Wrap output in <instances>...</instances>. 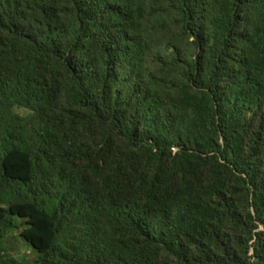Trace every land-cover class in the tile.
Listing matches in <instances>:
<instances>
[{
	"label": "trees",
	"instance_id": "trees-1",
	"mask_svg": "<svg viewBox=\"0 0 264 264\" xmlns=\"http://www.w3.org/2000/svg\"><path fill=\"white\" fill-rule=\"evenodd\" d=\"M0 264H264V0H0Z\"/></svg>",
	"mask_w": 264,
	"mask_h": 264
},
{
	"label": "rangeland",
	"instance_id": "rangeland-1",
	"mask_svg": "<svg viewBox=\"0 0 264 264\" xmlns=\"http://www.w3.org/2000/svg\"><path fill=\"white\" fill-rule=\"evenodd\" d=\"M11 242L10 246L15 250V255L18 258L32 257V249L22 240H12Z\"/></svg>",
	"mask_w": 264,
	"mask_h": 264
}]
</instances>
